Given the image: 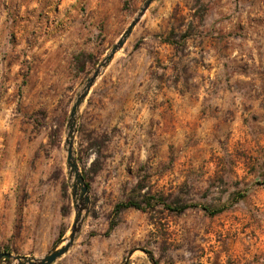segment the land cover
I'll list each match as a JSON object with an SVG mask.
<instances>
[{
    "label": "rangeland",
    "instance_id": "1",
    "mask_svg": "<svg viewBox=\"0 0 264 264\" xmlns=\"http://www.w3.org/2000/svg\"><path fill=\"white\" fill-rule=\"evenodd\" d=\"M144 2L0 0V252L69 236L70 110ZM73 153L89 202L52 264H264V0L152 2L80 105Z\"/></svg>",
    "mask_w": 264,
    "mask_h": 264
},
{
    "label": "water",
    "instance_id": "2",
    "mask_svg": "<svg viewBox=\"0 0 264 264\" xmlns=\"http://www.w3.org/2000/svg\"><path fill=\"white\" fill-rule=\"evenodd\" d=\"M154 1L155 0H145L143 5L140 7L137 15L130 21V23L121 33L117 42L112 45L110 51L97 65V67L94 69L92 74L86 79L82 90L76 96L75 101L72 104L69 114L68 124H67L68 135L66 138L65 156H66L67 172L71 180L72 198L74 201V206L76 205L77 202L79 203L80 206L79 209L76 211L77 220L73 224L69 236L63 240L64 242L63 245H60V243L56 244L51 250H49L47 253H45L43 256L39 258L24 256V255H14L10 252H0V264H6L3 262L6 258L11 259L12 261H16L13 264H52L59 257L65 254L69 250L72 243L74 242L75 236L79 230L78 218L80 217L83 208H85L86 204L89 202L88 187L82 173L79 170L76 158L73 153V133L75 131L76 115L80 105L84 101L91 87L96 82L97 78L101 75L104 69L110 64V62L113 60L117 52L123 47L127 38L130 36L133 28L140 21L144 13L148 10L150 5Z\"/></svg>",
    "mask_w": 264,
    "mask_h": 264
},
{
    "label": "trees",
    "instance_id": "3",
    "mask_svg": "<svg viewBox=\"0 0 264 264\" xmlns=\"http://www.w3.org/2000/svg\"><path fill=\"white\" fill-rule=\"evenodd\" d=\"M155 202H159V198H156L154 196V194H146V196L144 197V203L148 207H152V205ZM189 206H190V204H181L177 208H173V209L176 210L177 212H183ZM128 207H134V208H139V209L141 208L140 204L136 201H133L132 199H127L126 201L117 205L118 210L125 209ZM170 209H172V208H170ZM204 209H206V208H204Z\"/></svg>",
    "mask_w": 264,
    "mask_h": 264
},
{
    "label": "bare ground",
    "instance_id": "4",
    "mask_svg": "<svg viewBox=\"0 0 264 264\" xmlns=\"http://www.w3.org/2000/svg\"><path fill=\"white\" fill-rule=\"evenodd\" d=\"M79 203L77 202L76 205H75V208H76V211L79 209Z\"/></svg>",
    "mask_w": 264,
    "mask_h": 264
}]
</instances>
